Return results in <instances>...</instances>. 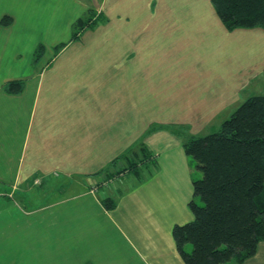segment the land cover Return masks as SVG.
<instances>
[{"label":"crops","instance_id":"0c3cea01","mask_svg":"<svg viewBox=\"0 0 264 264\" xmlns=\"http://www.w3.org/2000/svg\"><path fill=\"white\" fill-rule=\"evenodd\" d=\"M214 13L211 0H0V264H185L172 227L193 218L198 173L169 126L235 98L190 21ZM80 18L95 23L72 39ZM137 149L146 171L127 180ZM240 264H264V241Z\"/></svg>","mask_w":264,"mask_h":264},{"label":"trees","instance_id":"16d2710c","mask_svg":"<svg viewBox=\"0 0 264 264\" xmlns=\"http://www.w3.org/2000/svg\"><path fill=\"white\" fill-rule=\"evenodd\" d=\"M211 3L228 30L264 29V0ZM94 23L91 18L75 20L72 39ZM41 50L38 46L35 56ZM6 89L19 92L21 83L9 82ZM183 149L200 175L192 180L188 201L193 218L172 227L176 250L185 264H221L232 259L242 263L264 241V95L248 97L218 130L190 138ZM102 203L106 208L115 206L111 198Z\"/></svg>","mask_w":264,"mask_h":264},{"label":"rangeland","instance_id":"374dc122","mask_svg":"<svg viewBox=\"0 0 264 264\" xmlns=\"http://www.w3.org/2000/svg\"><path fill=\"white\" fill-rule=\"evenodd\" d=\"M203 5L204 1H200L199 6L205 7ZM168 7L171 10L175 9L176 6H174V4H169ZM213 15L214 17L212 16V20L218 22V24L213 26H209L207 22L205 23L198 18L190 19L192 24H195L196 22L199 23L198 25L200 26L202 33L214 37L211 42H204V53L203 56H200V59L207 62V65L210 67L208 72L210 73L213 71L216 72L219 68V72L222 73V83L231 87L232 91L235 92V98L233 97L230 102H227L225 107H221L220 111L211 118H204L203 120L192 116H189L187 120H185L184 116L173 118L180 119L186 123L185 125H180L179 123L168 124L172 130L176 131L174 134L179 137L178 139L184 142L190 138H196L218 130L222 122L229 118L234 110L245 99L254 95H264V37L261 38V42H259L258 37L243 36L244 34L240 32L244 31L230 32V30H225L223 28L224 24L218 17L217 13H214ZM176 31L185 32L183 31V28L179 27L176 28ZM103 35L107 44H113L111 42L113 38L117 40L113 32H104ZM102 38H100L101 41L104 40V38ZM244 70H246L249 75H247V84L243 89H241L238 84V86H236V91H234L235 84L237 85L236 78L237 76L239 77L240 73L244 72ZM250 70L251 73H249ZM135 152L137 153L134 156L129 155L126 160V167L123 170L125 176L129 174L126 177L127 180L131 181L135 180V176H139V174L144 175L146 170L143 169L144 166L142 165L149 159L143 157L144 152L142 150L137 149ZM190 162L191 169L193 170L192 174L198 173L199 176L200 173L195 169V162L192 158L190 159ZM152 166H154V164L150 165L149 168ZM123 171L120 170L117 174L119 175L123 173ZM198 176L195 174L193 177L196 178ZM105 182L106 181H103V183ZM118 183L119 180L114 182L112 187H116ZM116 192L118 193L119 190L117 189ZM109 198L116 203V196ZM229 261H231L230 264H234L233 259Z\"/></svg>","mask_w":264,"mask_h":264}]
</instances>
